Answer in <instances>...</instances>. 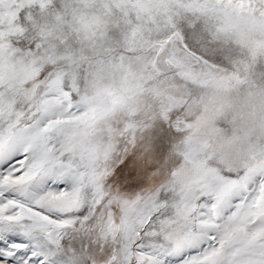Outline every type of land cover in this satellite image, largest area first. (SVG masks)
Listing matches in <instances>:
<instances>
[{
  "label": "snow or ice",
  "instance_id": "obj_1",
  "mask_svg": "<svg viewBox=\"0 0 264 264\" xmlns=\"http://www.w3.org/2000/svg\"><path fill=\"white\" fill-rule=\"evenodd\" d=\"M0 264H264V0H0Z\"/></svg>",
  "mask_w": 264,
  "mask_h": 264
}]
</instances>
